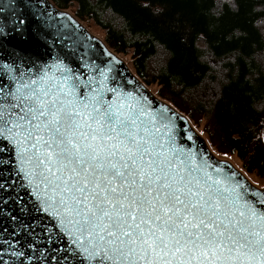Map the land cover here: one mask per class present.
<instances>
[{
  "label": "snow or ice",
  "instance_id": "1",
  "mask_svg": "<svg viewBox=\"0 0 264 264\" xmlns=\"http://www.w3.org/2000/svg\"><path fill=\"white\" fill-rule=\"evenodd\" d=\"M51 20L0 0V264H264V182Z\"/></svg>",
  "mask_w": 264,
  "mask_h": 264
},
{
  "label": "trees",
  "instance_id": "2",
  "mask_svg": "<svg viewBox=\"0 0 264 264\" xmlns=\"http://www.w3.org/2000/svg\"><path fill=\"white\" fill-rule=\"evenodd\" d=\"M50 2L96 28L162 101L207 117L242 169L264 177V0Z\"/></svg>",
  "mask_w": 264,
  "mask_h": 264
},
{
  "label": "rangeland",
  "instance_id": "3",
  "mask_svg": "<svg viewBox=\"0 0 264 264\" xmlns=\"http://www.w3.org/2000/svg\"><path fill=\"white\" fill-rule=\"evenodd\" d=\"M68 13L71 16H73L71 11H68ZM76 20L92 36H95L99 40L103 39V35L96 28L90 27L88 25L87 26L85 25L86 26L85 27L82 23L79 22L78 19H76ZM123 60H124L125 63L129 62L127 59H123ZM147 88L149 89V91L151 92L152 95L157 96L156 95V90H157L156 86L147 87ZM160 101H162V100L160 99ZM162 102H164V101H162ZM164 103H167V104H169L170 107H172L170 105V103H168L167 101L164 102ZM173 109L176 110L175 108H173ZM178 113H180L183 117L186 118V120H188V122L192 126L193 130L204 140L205 145H207L209 151L212 153V155L214 157H216L218 160L228 162L231 166L234 167V169H237L240 173H242V175H244L246 179H248V180H250V181H252L254 183L255 182H264V177H260V176L255 175V174H249L246 171H244V169H242V165H241L239 159L237 158V156H235L234 154L230 153V151L228 150L227 146L222 144L223 142H222L221 138L215 132V130H213L211 122L208 120L207 117L203 118V117H200V116H192V117L190 116V118H189L188 116H186L184 113H181L180 111Z\"/></svg>",
  "mask_w": 264,
  "mask_h": 264
},
{
  "label": "water",
  "instance_id": "4",
  "mask_svg": "<svg viewBox=\"0 0 264 264\" xmlns=\"http://www.w3.org/2000/svg\"><path fill=\"white\" fill-rule=\"evenodd\" d=\"M44 3H46L47 9L48 11H50L52 13V24H54L56 27H63L64 24H70L71 25V29L75 35H77L78 37H80L81 39H84L85 42L94 45L95 46V50L98 52H107L110 53L112 56H114L116 58V60L120 61V64L118 66L119 70L121 72H123L128 78H131L135 81H137L140 85H142L147 92L157 101H160V99L155 96L152 95L151 92L149 91V89L145 86V84H143L141 81H139L134 74L129 70V67L127 66V64H125V62L123 60H121L118 56H116L114 53H112L108 48H106V46L104 45V43L101 41V39L99 40L98 38H96L95 36H92L88 31H86V29L77 22V20L75 19V17L71 16L68 12H64V11H59L57 10L52 3L49 0H44ZM164 103V102H163ZM169 105V104H168ZM180 114V113H179ZM185 118V117H184ZM186 119V118H185ZM188 121V120H187ZM189 123V122H188ZM198 135V134H197ZM199 141L201 142V144L208 149L207 145H205L204 140L198 135ZM263 145H264V135H263ZM209 150V149H208ZM214 157V156H213ZM215 159H217L216 157H214ZM218 160V159H217ZM225 162V161H224ZM227 164H229L228 162H225ZM230 165V164H229ZM232 169H234L233 166H231ZM235 171L239 172L237 169H234ZM240 173V172H239ZM242 174V173H241Z\"/></svg>",
  "mask_w": 264,
  "mask_h": 264
}]
</instances>
